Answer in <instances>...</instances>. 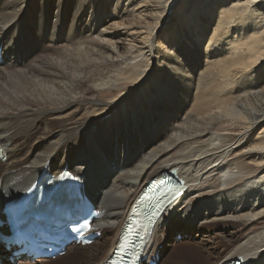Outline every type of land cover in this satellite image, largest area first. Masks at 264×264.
Here are the masks:
<instances>
[{
	"label": "bare ground",
	"instance_id": "obj_1",
	"mask_svg": "<svg viewBox=\"0 0 264 264\" xmlns=\"http://www.w3.org/2000/svg\"><path fill=\"white\" fill-rule=\"evenodd\" d=\"M0 51V199L73 171L105 216L103 243L69 250L103 264L145 186L172 174L186 190L154 228L159 264H189L167 244L176 227L233 230L189 248L199 264H263L264 0H0Z\"/></svg>",
	"mask_w": 264,
	"mask_h": 264
},
{
	"label": "rangeland",
	"instance_id": "obj_2",
	"mask_svg": "<svg viewBox=\"0 0 264 264\" xmlns=\"http://www.w3.org/2000/svg\"><path fill=\"white\" fill-rule=\"evenodd\" d=\"M180 6H176V8L178 9ZM181 8V7H180ZM188 12H189V10H188ZM187 12V13H188ZM187 13L186 14H183L184 16H187ZM102 19H103V25H101V27L100 28H107V27H109V25L112 23V22H110L112 19H113V17H106V15H104V16H102ZM113 20H116V19H113ZM186 20V19H185ZM110 22V23H109ZM185 23V22H184ZM169 27H171V26H169ZM161 30L162 31H167V29H165V26H163L162 28H161ZM161 31V32H162ZM199 45H200V47H202L203 45H204V41H202V43L200 42L199 43ZM205 67H204V65H203V69H204ZM104 100V99H103ZM76 119V118H75ZM263 128V125H259L256 129H255V131L253 132V134H252V138H256L258 135H259V133L261 132V129ZM158 177H160V175L158 176ZM151 182V181H150ZM172 218L174 217V216H172V215H170ZM175 230H178V231H180L181 229L179 228V227H176V229L175 228H173V230H171L170 231V234L168 235V241H167V244L169 245V246H171V245H175L176 247L179 245L180 247H181V249H184V250H182L183 252H184V255H182V257L181 258H183L187 263H189V264H199V262H198V258H193V259H189L190 257H195V255L192 253V254H188V253H190V252H186V251H188V249L190 248L191 250L193 249L194 250V248H196V246L197 245H199V244H203V245H205L204 247H203V249H206L209 253H211L213 250V248H215L218 244H219V241H221L220 239H223L222 241L223 242H225L224 241V239H225V236L227 235V233H231L233 230L231 229V228H226L225 230H220V229H213L212 231H210V232H205V231H203V230H201V232L199 231V232H197L198 234L196 235V233H190V234H188V235H182L183 236V239H180L179 240V238H178V236H177V234L179 233V232H177V231H175ZM196 232V231H195ZM243 234H244V232H242ZM213 235L215 236V235H218V237H213ZM106 237V235L104 236V238ZM103 238V239H104ZM109 238V237H108ZM108 238H106L105 240H107ZM102 240L100 239V240H98V242L97 243H103V242H101ZM204 242V243H203ZM206 242V243H205ZM226 243V242H225ZM96 244V243H95ZM188 245L190 246V247H188ZM78 247V246H77ZM198 247V246H197ZM70 249V248H69ZM67 250L68 251V253H67V255L66 256H64L63 258H61L60 260H57V261H55V260H51V261H48V262H46L45 261V263L46 264H75V263H78V262H81V264H83L82 263V258L79 256V254H82L83 252H85V250L84 249H80V250ZM189 249V250H190ZM159 250L161 251L162 249L161 248H159ZM87 251V250H86ZM202 254H204V255H206V253L205 252H202ZM189 255V256H188ZM5 256L7 257L8 256V254L5 252ZM174 256L175 257H177V255L176 254H174ZM58 259V258H57ZM245 260H248V258H246ZM164 261V260H163ZM163 261H162V263H163ZM10 262V261H9ZM231 262V261H230ZM230 262H227L228 264L230 263ZM21 263L22 264H44V262H31V261H24V260H22L21 261ZM10 264H18V263H15V262H10ZM263 264H264V262H263Z\"/></svg>",
	"mask_w": 264,
	"mask_h": 264
},
{
	"label": "snow or ice",
	"instance_id": "obj_3",
	"mask_svg": "<svg viewBox=\"0 0 264 264\" xmlns=\"http://www.w3.org/2000/svg\"><path fill=\"white\" fill-rule=\"evenodd\" d=\"M171 203V201L169 202ZM163 209H160L159 211H154L150 216H149V223H154L155 222V217H158L160 214V211H162ZM123 245H121V250H123Z\"/></svg>",
	"mask_w": 264,
	"mask_h": 264
}]
</instances>
